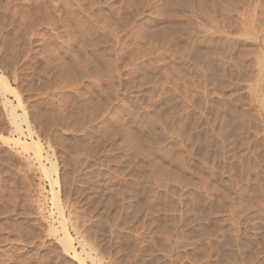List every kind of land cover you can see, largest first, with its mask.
<instances>
[{"label": "rangeland", "instance_id": "obj_1", "mask_svg": "<svg viewBox=\"0 0 264 264\" xmlns=\"http://www.w3.org/2000/svg\"><path fill=\"white\" fill-rule=\"evenodd\" d=\"M0 134V264H264V0H0Z\"/></svg>", "mask_w": 264, "mask_h": 264}, {"label": "bare ground", "instance_id": "obj_2", "mask_svg": "<svg viewBox=\"0 0 264 264\" xmlns=\"http://www.w3.org/2000/svg\"><path fill=\"white\" fill-rule=\"evenodd\" d=\"M7 88L12 89V91L15 90V87H14L13 85H8ZM14 93L17 94L16 91H14ZM9 102L11 103L12 100H9ZM14 107H15V106L13 105V107H12V114L15 115V108H14ZM17 129H20V126H17ZM0 138H1V139H5L6 137H5L4 135L0 134ZM18 140H19V139H18ZM31 140H32V139H31ZM19 143L21 144L22 147H23V144H24V148H26V149H28L30 146L33 147V148H31V149H34V150L36 151V154H37L38 156L42 155V154H41V147H40V145H39L38 140L33 139L31 142H29L30 145H26V142L24 143L23 141H21V142H19ZM22 143H23V144H22ZM28 150H29V149H28ZM25 151H26V150H25ZM27 152H28V151H27ZM46 174H47V176L49 177V179H52V177H51V173H49L47 170H46ZM50 214L53 215V212H50ZM68 243H69V246H70L69 248H72L73 250H75V244L73 243V241H72L71 239L68 241ZM75 254H76V253H75Z\"/></svg>", "mask_w": 264, "mask_h": 264}]
</instances>
